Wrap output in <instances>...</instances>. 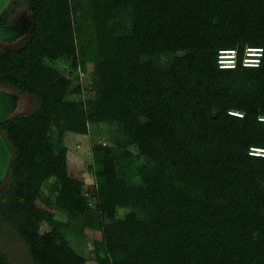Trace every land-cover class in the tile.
I'll list each match as a JSON object with an SVG mask.
<instances>
[{"label": "trees", "instance_id": "16d2710c", "mask_svg": "<svg viewBox=\"0 0 264 264\" xmlns=\"http://www.w3.org/2000/svg\"><path fill=\"white\" fill-rule=\"evenodd\" d=\"M93 44L81 39L72 0H12L30 18L22 43L0 49V86L32 95L33 111L6 117L0 127L13 149L0 217L38 264H88L74 249L68 222L43 214L24 193L34 160L54 178L53 203L69 215L101 206L145 203L152 219L100 223L93 240L98 264H264V58L259 68L238 61L220 69V49L241 57L264 48V0H90ZM116 9L130 27L117 32ZM60 50L92 61L94 95L68 99L79 83L45 64ZM181 53V57L179 54ZM242 112L243 118L229 115ZM116 121V147L96 144V186L87 194L68 168L65 130L87 134L88 122ZM64 124V125H63ZM134 143L137 156L125 147ZM0 264H15L0 253Z\"/></svg>", "mask_w": 264, "mask_h": 264}, {"label": "rangeland", "instance_id": "374dc122", "mask_svg": "<svg viewBox=\"0 0 264 264\" xmlns=\"http://www.w3.org/2000/svg\"><path fill=\"white\" fill-rule=\"evenodd\" d=\"M90 0H72L75 10V17L79 16L81 28V39L88 43V47L93 44L95 38L94 28L89 17L91 7ZM27 15L24 7H20L16 13ZM128 12L123 9H116L111 20L112 25L117 26V32L130 27ZM15 17V18H16ZM14 20V19H13ZM26 34H22L12 40L0 39V49L6 47L19 46ZM181 57V53L179 54ZM45 64L63 73L71 80V86L79 83L80 92H70L68 99H84L94 95L92 88V61L85 62V70L80 67L81 56L75 51L60 50L53 58H44ZM4 87L18 95L17 106L11 113L21 111L31 112L36 106L35 98L32 95L19 93L14 87L3 84ZM64 125V124H63ZM63 143L67 146V158L69 171L82 182V188L87 194H92L96 186V176L94 167L96 157L94 154L95 145L101 144L116 147V140L121 138L117 131L116 121L105 122H88L87 134L74 133L65 130L64 125ZM126 149L130 150L133 155L137 156V147L134 143H127ZM6 179L3 181L5 184ZM54 178H44L42 174V165L40 161L34 160L29 171V178L24 186V193L29 200L43 214V219L39 224L40 230H47L56 217L65 219L68 222V233L70 242L74 249L82 254L88 264H98L94 258L93 240L101 237L100 223L108 221L131 220V219H152L154 217L153 207L145 203H134L129 205L101 206L95 208V199H91L92 208L85 211H73L65 215L56 208L53 203ZM5 188L0 191V197L3 196ZM264 205V196H260L259 203L256 206L255 213L261 216ZM0 253L15 264H38L33 261L28 252V248L15 230V228L6 220L0 217Z\"/></svg>", "mask_w": 264, "mask_h": 264}, {"label": "water", "instance_id": "95a60500", "mask_svg": "<svg viewBox=\"0 0 264 264\" xmlns=\"http://www.w3.org/2000/svg\"><path fill=\"white\" fill-rule=\"evenodd\" d=\"M12 0H0V39L12 40L25 34L30 28V18L25 14H19L18 18L10 23H3L1 16ZM18 95L0 86V122L10 116L17 106ZM13 149L7 141L0 127V183L8 174Z\"/></svg>", "mask_w": 264, "mask_h": 264}, {"label": "clouds", "instance_id": "9594fccd", "mask_svg": "<svg viewBox=\"0 0 264 264\" xmlns=\"http://www.w3.org/2000/svg\"><path fill=\"white\" fill-rule=\"evenodd\" d=\"M237 56L236 49L220 50L218 57V66L220 69H234L235 58ZM245 60L243 64L245 67L259 68L261 58H264V48L260 47H247L245 48ZM229 115L238 116L243 118L242 112H236L234 110L229 112ZM258 120L264 122V116L258 117ZM248 154L254 158H264V148L250 147Z\"/></svg>", "mask_w": 264, "mask_h": 264}, {"label": "built area", "instance_id": "2783aa9c", "mask_svg": "<svg viewBox=\"0 0 264 264\" xmlns=\"http://www.w3.org/2000/svg\"><path fill=\"white\" fill-rule=\"evenodd\" d=\"M247 47H260V46H252V45H246ZM246 46H245V48H246ZM245 48H244V50H243V53H242V55H241V57H239L238 56V54H237V56H236V58H235V65L238 63V61H240V63L242 64V65H244L243 64V61L245 60ZM260 48H262V47H260ZM227 49H233V48H227ZM227 49H220V50H227ZM220 50L218 51V55H217V64H218V57H219V52H220ZM262 59V58H261ZM261 62V61H260ZM251 147H253V146H251ZM254 147H256V146H254ZM260 148H263V147H260Z\"/></svg>", "mask_w": 264, "mask_h": 264}, {"label": "flooded vegetation", "instance_id": "af4514ba", "mask_svg": "<svg viewBox=\"0 0 264 264\" xmlns=\"http://www.w3.org/2000/svg\"><path fill=\"white\" fill-rule=\"evenodd\" d=\"M18 16H19V15H18ZM18 16H17L16 18H18ZM16 18H14V20H15ZM14 20H13V21H14Z\"/></svg>", "mask_w": 264, "mask_h": 264}]
</instances>
